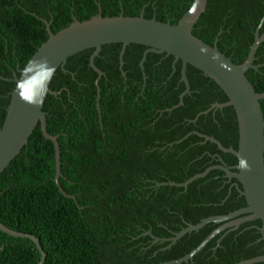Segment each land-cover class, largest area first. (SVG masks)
Here are the masks:
<instances>
[{
	"label": "trees",
	"instance_id": "16d2710c",
	"mask_svg": "<svg viewBox=\"0 0 264 264\" xmlns=\"http://www.w3.org/2000/svg\"><path fill=\"white\" fill-rule=\"evenodd\" d=\"M193 0H0V125L15 82L49 33L102 13L103 16L156 17L176 23ZM264 18V0H208L193 33L240 64L249 55L255 31ZM264 32V20L260 33ZM102 46L95 64L105 72L99 80L90 65L95 48L71 55L54 74L43 110L47 130L57 135L61 156V193L55 181V147L34 128L28 143L0 173V222L34 234L47 252L43 264H159L180 258L198 246L222 222H209L168 247L187 223L226 215L247 205L236 178L215 168L187 189L158 182H183L238 158L199 136L212 135L238 148L239 127L233 106L213 108L228 100L223 89L202 70L188 64L191 91L184 95L182 61L148 46ZM264 63V41L254 64ZM122 71L126 72L123 75ZM257 92H264V65L246 71ZM264 112V99L260 100ZM199 115V116H198ZM198 116L197 120H194ZM182 139V140H181ZM180 142H176L179 141ZM239 186L242 185L239 183ZM260 219L216 234L193 259L182 264H236L264 254ZM221 238L220 243L218 240ZM0 264H38L41 253L29 238L0 230ZM253 264H264L256 262Z\"/></svg>",
	"mask_w": 264,
	"mask_h": 264
},
{
	"label": "water",
	"instance_id": "95a60500",
	"mask_svg": "<svg viewBox=\"0 0 264 264\" xmlns=\"http://www.w3.org/2000/svg\"><path fill=\"white\" fill-rule=\"evenodd\" d=\"M207 1L193 0L190 8L176 23L162 22L157 20L155 16L146 18L144 12H141L139 16H125L123 14L103 16L100 12L83 21L75 18L69 26L55 33L51 31L50 24L47 22L48 39L41 44L26 66L20 69V75L14 73V76L10 78L11 81L15 82V87L11 93L5 120L0 125V173L20 153L23 146L28 143L34 128L40 123L44 137L51 140L55 147L56 175L54 179L61 193L68 197L71 196L64 191L59 182L61 156L58 136L48 132L46 112L43 110L47 94H58V91L51 89V80L57 69L64 67L71 55L87 48H95L90 57V65L98 73L96 85L98 88L97 99L99 100V80L105 72L96 66L94 60L99 55L102 46L115 42L123 44L120 52V68L122 69L123 56L127 45L139 43L148 46L140 61L143 73L144 62L150 51L166 52L175 56L174 62L182 61V80L185 82L186 87L180 95L179 103L167 110L182 105L184 95L190 93L191 87L186 71L188 64H191L213 79L228 97L227 101L215 102L210 108L201 113H208L215 107L233 106L239 127L238 148L226 147L214 136L196 131L199 136L205 139L204 141L209 140L217 144L222 151L234 154L238 158L237 164L228 166L220 157L221 162L219 164L209 166L203 172L197 173L183 182H158L157 185L168 184L187 189L189 183L195 179L204 177L212 169L219 168L226 172L229 179H237L234 184L239 192L245 196L247 202L246 206L229 214L205 217L196 224L187 223L184 228L171 237H156L151 230L146 231L145 234H150L155 241H170L168 247H171L188 232L199 230L209 222L225 221L189 253L159 264L188 262L216 234L226 229H236L246 221L260 219L262 221L260 230L264 234V112L260 102L261 99H264V92H257L246 76L248 69L264 65V63L254 64L255 53L260 43L264 41V32L260 33L264 18H262L255 31V39L250 47L248 57L243 63L236 64L230 57L220 51L218 38L211 45L193 33L196 22L206 9ZM193 7L194 10H191ZM122 73L126 75L125 71H122ZM45 85H47L46 93ZM22 95L27 99L22 98ZM29 99H35L38 103H29ZM198 116L194 120H197ZM239 183L242 187L239 186ZM0 230L15 237L32 239L41 253L38 264H43L46 261L47 252L43 249L39 238L34 234L11 229L1 222ZM220 241L221 238L218 243ZM1 248L3 247L0 246ZM256 262H264V254L241 260L236 264H253Z\"/></svg>",
	"mask_w": 264,
	"mask_h": 264
},
{
	"label": "clouds",
	"instance_id": "9594fccd",
	"mask_svg": "<svg viewBox=\"0 0 264 264\" xmlns=\"http://www.w3.org/2000/svg\"><path fill=\"white\" fill-rule=\"evenodd\" d=\"M191 10H194V7H193V9H191ZM18 92H19V87H18ZM46 91H47V85H45V93H46ZM22 98H26V97H23V95H22ZM42 98V97H41ZM27 99V98H26ZM28 102L29 103H38V101L37 100H35V99H29L28 100Z\"/></svg>",
	"mask_w": 264,
	"mask_h": 264
}]
</instances>
